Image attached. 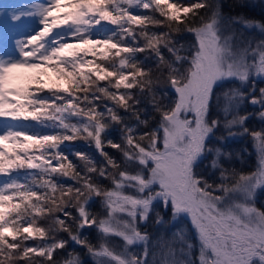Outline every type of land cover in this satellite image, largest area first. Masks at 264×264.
<instances>
[{"label": "snow or ice", "instance_id": "6c2138e0", "mask_svg": "<svg viewBox=\"0 0 264 264\" xmlns=\"http://www.w3.org/2000/svg\"><path fill=\"white\" fill-rule=\"evenodd\" d=\"M247 6L0 5V264H264V17Z\"/></svg>", "mask_w": 264, "mask_h": 264}, {"label": "trees", "instance_id": "16d2710c", "mask_svg": "<svg viewBox=\"0 0 264 264\" xmlns=\"http://www.w3.org/2000/svg\"><path fill=\"white\" fill-rule=\"evenodd\" d=\"M223 6H224V11L228 12L229 11V5L231 4V0H222ZM248 6L243 8V9H236V11H243L245 12V14H247L248 16L251 17H255V18H262L264 17V5H260V4H253L250 2H247ZM252 123V124H251ZM258 122L255 120H250L249 124L250 125H258ZM247 145V147L250 150L251 144L246 142V140H239L237 142H235L232 147L235 149H240L241 147ZM235 164L236 167H243L245 170L252 168L255 165V157L254 154H252L251 151H249V154H244L243 157V161H234L233 162ZM264 193V192H263ZM264 199V195L263 194H259L258 199ZM259 204V203H258ZM90 238L94 240L95 238V234L92 233L90 235ZM78 251H81V253L83 254V250L81 249H77ZM85 264H89L87 257H85Z\"/></svg>", "mask_w": 264, "mask_h": 264}, {"label": "rangeland", "instance_id": "374dc122", "mask_svg": "<svg viewBox=\"0 0 264 264\" xmlns=\"http://www.w3.org/2000/svg\"><path fill=\"white\" fill-rule=\"evenodd\" d=\"M25 2V0H0V5H15V4H19V3H23ZM247 2H250V3H253V4H260V5H264V0H247ZM259 86H264V84H258V87ZM258 122V121H257ZM252 124V123H251ZM259 126V122L257 123ZM251 151V147H250V150ZM252 152V151H251ZM252 154H254V157H255V153L252 152ZM234 162V161H233ZM255 162H256V157H255ZM264 193H260V195ZM257 203H260V198L258 199L257 198ZM151 230V229H150Z\"/></svg>", "mask_w": 264, "mask_h": 264}]
</instances>
